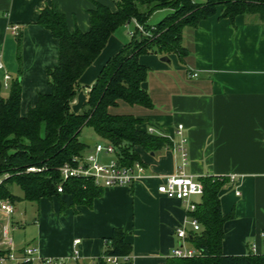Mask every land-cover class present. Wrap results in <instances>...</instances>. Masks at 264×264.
Returning a JSON list of instances; mask_svg holds the SVG:
<instances>
[{"label":"crops","instance_id":"0c3cea01","mask_svg":"<svg viewBox=\"0 0 264 264\" xmlns=\"http://www.w3.org/2000/svg\"><path fill=\"white\" fill-rule=\"evenodd\" d=\"M94 2L115 9L110 0H0V98L9 94L3 88V76L19 78L22 117L38 94L50 93L46 69L58 63V41L37 24L40 11L55 5L65 16L69 31L87 32L88 12ZM221 11L217 7L215 15L183 30L181 44L188 52L184 61L174 54L166 55L170 64L161 62L163 56L156 54L139 57V63L149 69L142 88L152 108L119 103L120 111L111 110L133 115L142 122L141 131L153 129L156 133L152 135L169 141L153 153L135 148L145 166L144 176L129 187L102 189L90 206H73L67 194L28 202L36 208L31 223L25 220L26 201L20 197L13 203L15 211L9 219V235L17 251L33 246L40 258L95 264L113 231L121 230L131 247L132 264H165L180 243L175 229L191 217L182 202L156 191L160 177L177 171L176 128L180 125L188 151L185 172L197 182L205 177L227 179L219 193L221 211L223 215L232 213L233 218L223 227L222 253H264V22L255 15H239L230 22L219 17ZM12 25L19 27L17 37L9 33ZM123 26L112 33L81 76L86 96L107 61L130 41L131 31L125 40L126 34L120 31ZM77 104L75 98L72 106ZM100 142L104 141L83 142L87 146L83 154ZM230 176L235 177L233 182ZM18 204L23 205L24 213L19 212ZM7 222L0 212V251L6 250L1 241ZM21 232L25 238L16 235ZM77 239L75 260L73 243Z\"/></svg>","mask_w":264,"mask_h":264},{"label":"trees","instance_id":"16d2710c","mask_svg":"<svg viewBox=\"0 0 264 264\" xmlns=\"http://www.w3.org/2000/svg\"><path fill=\"white\" fill-rule=\"evenodd\" d=\"M115 9L93 3L89 10V30L69 31L65 16L53 5L40 11L37 24L48 30L58 41V63L46 69L50 93L38 94L27 115H20L21 82L9 83L7 98H0V200L14 203L19 198L10 193L16 185L22 192L20 200L38 202L40 199L72 197L73 206H90L101 195L102 189L91 181L70 179L62 184L63 193H57L60 183L58 169L72 163L87 150L80 140L85 127L96 136L112 144L119 163L140 162L135 148L153 153L169 144L166 138L141 131L142 122L130 114H113L119 103L152 108L148 93L142 88L149 69L139 63L141 55L174 54L184 61L188 56L182 46V32L195 28L199 22L219 15L233 22L239 15L258 16L264 22V0H110ZM160 11H168L150 37L137 32L130 41L112 56L90 87L81 114L71 111L80 88V78L104 49L108 38L120 26L133 19L146 30L149 18ZM35 171L27 172V169ZM7 175V177H5ZM226 178L200 179L203 194L194 212L189 213L199 223L200 230L191 233L188 244L198 254L192 258H169L165 264H264V253L249 252L243 256L222 253L224 224L233 214L223 215L219 193ZM121 230H114L105 251L95 264H106L103 256L129 255L131 247L124 242ZM5 251H0V256ZM32 264V263H20Z\"/></svg>","mask_w":264,"mask_h":264},{"label":"built area","instance_id":"2783aa9c","mask_svg":"<svg viewBox=\"0 0 264 264\" xmlns=\"http://www.w3.org/2000/svg\"><path fill=\"white\" fill-rule=\"evenodd\" d=\"M133 25V30L130 32L132 37L135 32L150 37L152 31L155 30L151 26L146 30L134 19L129 23ZM9 33L15 37L19 35V27L12 25L8 27ZM0 69L2 65L0 64ZM196 77L197 74H193ZM10 76H3V88L8 89ZM147 133L155 134L156 131L148 129ZM176 135L178 140L175 145V150L179 154V165L177 171L173 175L160 177V183L157 186V193L169 199H174L182 202L185 205L186 211L192 213L196 209L197 203L192 201L193 197H201L203 194V186L200 182L194 181L191 175L185 172L188 164V151L186 139L183 135V127L177 126ZM105 157H109L108 161H104ZM35 171V168L27 169V172ZM60 183L57 185V193H63L62 184L70 179L91 181L95 187L100 189L129 187L137 180L142 178L145 173V166L140 162H133L130 165H122L119 163L116 148L107 142H100L93 146L86 154L74 159L72 163H66L58 169ZM7 177V175H5ZM234 176L228 177L230 182L234 181ZM1 182V180H0ZM239 195V192H236ZM13 203L9 199L0 200V212L8 219L7 225L3 228L1 245L6 247L5 253L0 256V264H20V263H35L41 264H66L63 260L52 258H40L38 249L33 246L24 247L21 251H17L13 247L12 239L9 235V219L14 214ZM186 225L179 226L175 229V236L180 240L171 257L174 258H192L198 252L192 247L187 246L188 236L200 230L199 223L195 218L190 217ZM189 228H187V227ZM264 237V233H263ZM80 241H74V259L79 255L78 246ZM106 264H132V259L129 255L124 256H103Z\"/></svg>","mask_w":264,"mask_h":264},{"label":"rangeland","instance_id":"374dc122","mask_svg":"<svg viewBox=\"0 0 264 264\" xmlns=\"http://www.w3.org/2000/svg\"><path fill=\"white\" fill-rule=\"evenodd\" d=\"M168 13V11H160V12H157L155 14H153L147 24L152 26V25H155L157 24L159 21H161L165 16L166 14ZM134 28H133V25L132 24H127L125 26H123V28L120 29V31H124V33L126 34V36L124 37L125 40H129V37H128V33L130 31H132ZM83 84H80V88L77 92V96L76 98L78 99V104L77 105H73L71 106V111L75 114H81L83 112V110L85 109V102H86V93L84 91V88H83ZM123 105V107H128L124 104H121ZM121 110V106H119L118 108H114L113 111L116 112V111H120ZM80 140L88 145H90L91 143H96L99 141L98 137L96 136V134L94 133V131L92 130V128H89V127H85L82 132H81V135H80ZM12 195L16 198H20L22 197V192L21 190L19 189L18 186L16 185H11V191ZM196 198V197H193V199ZM17 209L19 210V212H22L24 213V207L23 205L21 204H18L17 206ZM36 210V208H34V206H32V204L26 202L25 203V210H26V213H25V220L27 222H30L31 220V215L33 214V210ZM31 223V222H30ZM30 223H28V226L31 225ZM23 232V231H22ZM16 233L17 236L19 237H24L25 238V233ZM187 246L191 247L189 244H187Z\"/></svg>","mask_w":264,"mask_h":264},{"label":"water","instance_id":"95a60500","mask_svg":"<svg viewBox=\"0 0 264 264\" xmlns=\"http://www.w3.org/2000/svg\"><path fill=\"white\" fill-rule=\"evenodd\" d=\"M161 62H164V63H166V64H170V59L167 57V56H163V57H161Z\"/></svg>","mask_w":264,"mask_h":264}]
</instances>
